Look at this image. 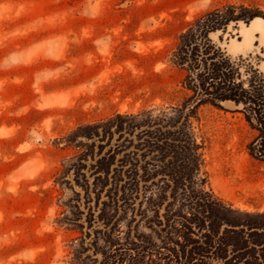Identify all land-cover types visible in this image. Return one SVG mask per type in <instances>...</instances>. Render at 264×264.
I'll use <instances>...</instances> for the list:
<instances>
[{
    "label": "rangeland",
    "instance_id": "374dc122",
    "mask_svg": "<svg viewBox=\"0 0 264 264\" xmlns=\"http://www.w3.org/2000/svg\"><path fill=\"white\" fill-rule=\"evenodd\" d=\"M180 2L158 0L155 4H143L140 7L133 4L127 9L110 13L103 23L116 25L127 18L124 29L130 39H134L133 34L142 20L150 15L168 13ZM230 5L237 8L238 14L244 15L240 20L231 21L226 31L218 30L219 35L214 36L216 48L239 67L241 79L247 85L252 75L264 78V73L258 69L256 59L229 56L226 43L232 38L239 39L237 29L249 23L250 12L264 14V0H216L213 10ZM170 14L173 20L155 35L171 37L175 52L178 37L189 25L182 21L180 13ZM127 43L123 41L118 46L113 68L123 60L135 58L129 52ZM136 59H140L145 68H150L156 58L148 56ZM98 70L96 68L82 73L79 79H86ZM185 74L186 71L178 67V71L170 77L171 87L162 91L165 99L162 115L153 117L146 112L137 117L115 120L110 128L112 132H115L119 123L127 128V135L121 140L120 133H115L111 143H108L111 136L105 137L103 129L100 130V137L88 140L79 136V141L90 145L89 156L83 161L77 158L79 148L66 145L65 151L70 161L59 179L73 192L68 202L71 216L66 222L78 242L76 264H140V255L145 250L153 257V264H176L183 252L188 254L197 247L195 241L204 234V230L198 227V218L202 217L201 213L206 209L205 200L210 197L222 199L237 211L234 216L242 220L250 219L248 214L264 213V162L253 159L247 151V144L255 131L236 111L240 106L232 101L223 102V108L202 105L189 118L185 110V118L181 117L174 109L190 94L183 87ZM114 84L115 87L101 97L108 102L104 113L80 122V110L69 109L63 114L65 121L80 122L77 131L80 126L94 125L115 117L117 114L108 111L114 107L111 99L117 92L120 101L127 99L125 107H135L145 99V94L138 92L142 83L137 84L129 77L120 75ZM21 91L25 99L30 96L26 88ZM156 94L154 90L153 95ZM47 115L33 109L19 118L0 116V125L7 126L0 127V231L29 224L30 218L26 216L29 210L36 206L44 207L52 199L50 190L40 188L36 192L32 191L34 185L43 184L46 180L27 178L31 171L28 162L36 151L30 141ZM178 120L182 124L172 130V137L181 139L183 143L176 149V158L170 160L168 165L173 170H184L185 181L175 188L173 182L162 179L160 175L155 177V181L149 179L152 174H160L168 168L162 160L165 154L172 155L171 150L160 148L154 154L142 151L147 148L150 138L153 143H158L164 137L165 129L153 128L144 132L131 130L132 126L146 122L165 125ZM116 145L120 150L116 166L123 160L124 168L114 170V166L107 175L99 160L111 148L115 149ZM136 149L141 151L133 152ZM138 187L140 192L137 194L134 190ZM116 188L125 190V193L120 191L116 194ZM157 209L163 212L162 222H159ZM147 212L152 215H147ZM214 263L220 264L217 261Z\"/></svg>",
    "mask_w": 264,
    "mask_h": 264
},
{
    "label": "clouds",
    "instance_id": "9594fccd",
    "mask_svg": "<svg viewBox=\"0 0 264 264\" xmlns=\"http://www.w3.org/2000/svg\"><path fill=\"white\" fill-rule=\"evenodd\" d=\"M157 2L0 0V116L19 118L33 109L48 113L30 141L36 151L28 162L31 171L27 178L46 180L34 185L33 192L40 188L52 192L49 203L26 214L29 224L0 231V264H76L78 242L66 222L71 216L68 202L73 192L59 179L70 161L65 151L67 138L82 120L104 113L108 102L101 97L115 87L120 75L142 83L138 92H143L145 99L129 108L125 107L127 99L120 101L117 92L108 113L162 115L165 99L161 93L171 87L170 77L178 71V65L172 38L155 34L173 20L170 13H180L182 21L192 25L216 7V0H181L168 13L142 20L134 39L125 32L127 18L116 25L103 23L110 13L133 4L140 7ZM123 41H128L127 48L135 58L113 68ZM148 56L156 59L145 68L136 58ZM96 68L99 70L92 76L79 79L82 73ZM25 88L30 92L27 99L21 91ZM77 108L82 113L80 122H66L63 114Z\"/></svg>",
    "mask_w": 264,
    "mask_h": 264
},
{
    "label": "trees",
    "instance_id": "16d2710c",
    "mask_svg": "<svg viewBox=\"0 0 264 264\" xmlns=\"http://www.w3.org/2000/svg\"><path fill=\"white\" fill-rule=\"evenodd\" d=\"M244 14H238L235 6H225L210 11L199 18V20L178 37L174 61L186 71L183 79V87L189 91L186 100L174 110L185 118V110L188 111L189 118L196 110L205 104H210L218 108H223L222 104L232 101L237 106V112L241 113L250 128L255 131L254 137L247 144L249 155L256 160L264 162V78L252 75L248 84L241 79L239 67L224 57L216 48V42L210 37V33L224 30L226 31L231 21L240 20ZM260 17L264 18L261 12H250L249 21ZM122 116L116 115L105 122L94 125L80 126L77 131L67 138V145L79 148L78 160H86L89 156L90 145L88 142L79 141V136H84L88 140L100 137V130H104V136H112L120 133L119 140L127 135V128L124 124H117V129L112 132L110 128L116 119ZM137 117V116H133ZM181 120L169 122L167 124L150 123L137 124L132 126L131 131L139 129L144 132L153 128H164L165 134L158 143H153L152 138L145 148L148 154H154L157 149L168 148L171 154L163 156V163L167 169L160 174H152L150 180L155 181V177L160 175L162 179H169L174 183L175 188L185 181L184 170H173L169 168L170 160L176 158L177 148L183 143L179 138L172 137V130L179 128ZM89 130L86 132V130ZM103 141V140H102ZM157 147V148H156ZM119 146L111 148L100 160L104 172L109 175L112 168L116 166V157L120 151ZM118 149V150H117ZM140 149L133 150L139 152ZM168 161V162H167ZM114 170L124 168L123 160L118 162ZM199 166V164H198ZM125 190L115 189L116 194ZM135 193L140 192L138 187ZM206 209L201 213L200 230L204 234L198 238L197 247L189 251L177 260L176 264H264V213L248 214L251 218L242 220L234 214L237 212L218 197H210L205 200ZM207 222H210L207 225ZM194 223V222H190ZM149 251L145 250L140 255V264H153V257L149 256Z\"/></svg>",
    "mask_w": 264,
    "mask_h": 264
},
{
    "label": "crops",
    "instance_id": "0c3cea01",
    "mask_svg": "<svg viewBox=\"0 0 264 264\" xmlns=\"http://www.w3.org/2000/svg\"><path fill=\"white\" fill-rule=\"evenodd\" d=\"M239 39L232 38L227 41V53L229 56H248L256 59L257 67L264 73V18L257 17L249 23L239 26L237 29ZM219 35V31L210 33V37L214 42L217 40L214 36ZM241 49V51H235ZM247 49V50H245Z\"/></svg>",
    "mask_w": 264,
    "mask_h": 264
},
{
    "label": "snow or ice",
    "instance_id": "6c2138e0",
    "mask_svg": "<svg viewBox=\"0 0 264 264\" xmlns=\"http://www.w3.org/2000/svg\"><path fill=\"white\" fill-rule=\"evenodd\" d=\"M261 43H264V40L261 41ZM247 50V49H245ZM235 51H241V49H235ZM261 51H264V49H261ZM157 212V216H158V219H159V222H162L163 221V212H161L159 209L156 210ZM147 215L151 216L152 213L151 212H147L146 213Z\"/></svg>",
    "mask_w": 264,
    "mask_h": 264
}]
</instances>
